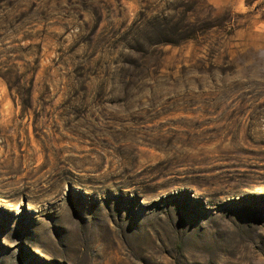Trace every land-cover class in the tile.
Instances as JSON below:
<instances>
[{
  "label": "rangeland",
  "instance_id": "1",
  "mask_svg": "<svg viewBox=\"0 0 264 264\" xmlns=\"http://www.w3.org/2000/svg\"><path fill=\"white\" fill-rule=\"evenodd\" d=\"M0 264H264V0H0Z\"/></svg>",
  "mask_w": 264,
  "mask_h": 264
},
{
  "label": "trees",
  "instance_id": "2",
  "mask_svg": "<svg viewBox=\"0 0 264 264\" xmlns=\"http://www.w3.org/2000/svg\"><path fill=\"white\" fill-rule=\"evenodd\" d=\"M200 31L202 30L198 28L182 30L160 23H150L146 28L137 27L133 42L127 43L129 53L125 57V63L130 71L138 73L147 67L148 58H151L161 45H175L182 40L196 38Z\"/></svg>",
  "mask_w": 264,
  "mask_h": 264
}]
</instances>
